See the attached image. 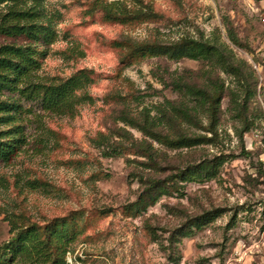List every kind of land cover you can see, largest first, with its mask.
<instances>
[{
  "label": "rangeland",
  "instance_id": "rangeland-1",
  "mask_svg": "<svg viewBox=\"0 0 264 264\" xmlns=\"http://www.w3.org/2000/svg\"><path fill=\"white\" fill-rule=\"evenodd\" d=\"M42 1L57 38L42 47L40 76L61 80L84 68L93 82L86 88L90 99L73 114L23 101L26 143L8 164L0 163V244L11 236L7 216L13 213L39 223L73 213L78 234L68 264H264V0H124L138 14L149 8L158 14L128 22L104 16L103 3L116 0ZM186 40L208 42L221 55L215 61L172 59L140 49ZM13 41L0 35V44ZM226 62L240 64L251 84L243 116L229 110V92L236 90L241 101L245 94ZM176 78L224 86L217 135L173 124L174 134L214 141L189 148L149 138L160 164L155 171L117 136L124 127L144 138L121 117L154 115L157 105L181 100ZM201 118L209 126L208 115ZM100 133L123 145L100 147ZM203 161L218 164L211 179L177 181ZM142 174L176 183L134 216L126 205L141 192Z\"/></svg>",
  "mask_w": 264,
  "mask_h": 264
},
{
  "label": "trees",
  "instance_id": "trees-1",
  "mask_svg": "<svg viewBox=\"0 0 264 264\" xmlns=\"http://www.w3.org/2000/svg\"><path fill=\"white\" fill-rule=\"evenodd\" d=\"M130 1L136 3L141 0ZM134 9L135 6H125L124 0L104 2L102 5L104 16L108 20L128 22L141 15L145 18L158 16L153 8L142 14ZM0 35L15 39L13 42L0 44V163L8 164L26 143L21 117L25 111L23 101H39L42 109L52 114H73L77 105L90 99L86 88L93 82V76L91 70L84 68L61 80H46L40 76L41 58L47 54L42 47L53 44L57 38V32L51 17L45 12L42 0H0ZM231 37L236 42L234 35ZM18 39L23 42L16 41ZM140 49L146 53L169 55L172 59L187 57L215 61L221 55L220 49L197 40H186L168 47L144 45ZM226 64L238 77L245 94L241 101L236 90L230 91L229 110L237 111L238 115L243 116L249 109L251 84L240 64ZM173 85L180 91L181 100H167L164 105H157L154 115L149 110L144 111L141 118L128 113L122 114L121 119L126 125L143 134L142 140L135 138L124 127L119 128L117 135L129 142L125 145L128 152L146 157L152 163L146 167L155 171L160 168V164L149 138L153 142L189 148L214 141L213 137L205 134H174L171 132L173 124H190L213 133L214 137L217 135L216 124L225 93L224 86L216 84L211 89L180 78H176ZM204 114L208 115L209 126L202 123L201 115ZM98 140L99 146L107 149L123 145L120 140H113L103 133H100ZM127 161L131 159L128 158ZM217 170L218 164L203 161L192 166L188 172H182L177 181H184L186 175L194 176L200 181L204 177L211 179ZM175 181L174 177L140 175L142 190L133 202L126 205V211L134 216L146 212L163 194L169 193ZM7 217L11 236L0 244V264H68L67 254L78 234L73 213L55 216L43 223L33 221L25 214L13 213ZM148 229L153 232L151 226Z\"/></svg>",
  "mask_w": 264,
  "mask_h": 264
}]
</instances>
